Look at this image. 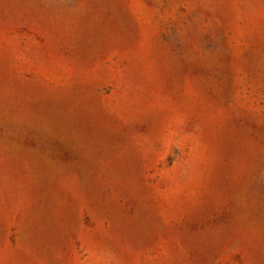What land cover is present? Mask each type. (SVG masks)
Listing matches in <instances>:
<instances>
[{"label":"rangeland","instance_id":"1","mask_svg":"<svg viewBox=\"0 0 264 264\" xmlns=\"http://www.w3.org/2000/svg\"><path fill=\"white\" fill-rule=\"evenodd\" d=\"M0 264H264V0H0Z\"/></svg>","mask_w":264,"mask_h":264}]
</instances>
